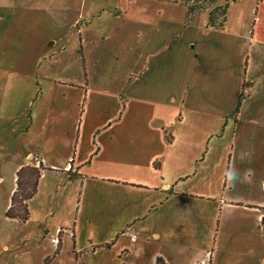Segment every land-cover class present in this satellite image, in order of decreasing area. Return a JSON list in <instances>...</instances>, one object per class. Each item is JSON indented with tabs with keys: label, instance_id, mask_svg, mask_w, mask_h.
<instances>
[{
	"label": "crops",
	"instance_id": "0c3cea01",
	"mask_svg": "<svg viewBox=\"0 0 264 264\" xmlns=\"http://www.w3.org/2000/svg\"><path fill=\"white\" fill-rule=\"evenodd\" d=\"M84 3L71 35L85 83H60L82 108L59 131L50 107L14 162L15 177L52 169L29 202L78 193L55 255L70 237L74 264H264V0L229 3L221 28L181 1Z\"/></svg>",
	"mask_w": 264,
	"mask_h": 264
},
{
	"label": "rangeland",
	"instance_id": "374dc122",
	"mask_svg": "<svg viewBox=\"0 0 264 264\" xmlns=\"http://www.w3.org/2000/svg\"><path fill=\"white\" fill-rule=\"evenodd\" d=\"M70 1L71 11L61 12L55 7L66 0H0V264H74L70 237L55 255L63 233L55 230L59 225L71 232L75 189L71 193L63 187L57 194L44 190L29 202L30 217L24 223L5 215L15 186L14 162L28 147L36 152L49 127L50 107L56 116L53 128L59 131L70 125L62 110L78 109L76 104L82 108L81 88L62 91L60 84L67 79L85 83L71 35L84 0ZM88 2L92 0L84 6ZM62 44L66 49L60 50ZM53 238H58L55 245Z\"/></svg>",
	"mask_w": 264,
	"mask_h": 264
},
{
	"label": "trees",
	"instance_id": "16d2710c",
	"mask_svg": "<svg viewBox=\"0 0 264 264\" xmlns=\"http://www.w3.org/2000/svg\"><path fill=\"white\" fill-rule=\"evenodd\" d=\"M181 1L187 8V14L207 11L209 26L213 28H221L226 21V10L229 3L235 0H175ZM222 2V4H219ZM237 112V110H235ZM167 140L171 139L170 135H166ZM52 171L50 167H45L39 162L38 166L26 165L16 171L15 184L16 187L11 193L10 206L7 208L5 215L9 219H15L17 222H26L29 219V200L38 192V181L44 171ZM72 178L79 173H69ZM106 243L104 246H109ZM57 253V252H56ZM154 264H165L159 257Z\"/></svg>",
	"mask_w": 264,
	"mask_h": 264
},
{
	"label": "built area",
	"instance_id": "2783aa9c",
	"mask_svg": "<svg viewBox=\"0 0 264 264\" xmlns=\"http://www.w3.org/2000/svg\"><path fill=\"white\" fill-rule=\"evenodd\" d=\"M57 241H58V238H53V239L51 240V243L55 245V244L57 243ZM209 257H210V255H209ZM199 264H210V263H209V258L206 259V260L201 261Z\"/></svg>",
	"mask_w": 264,
	"mask_h": 264
}]
</instances>
